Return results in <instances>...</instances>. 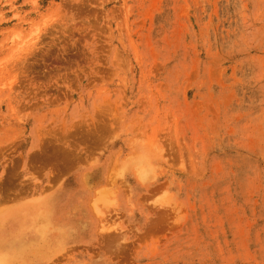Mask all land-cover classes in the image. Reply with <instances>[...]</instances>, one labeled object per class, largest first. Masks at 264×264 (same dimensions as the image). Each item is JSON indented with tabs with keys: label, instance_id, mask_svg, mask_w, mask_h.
Wrapping results in <instances>:
<instances>
[{
	"label": "rangeland",
	"instance_id": "obj_1",
	"mask_svg": "<svg viewBox=\"0 0 264 264\" xmlns=\"http://www.w3.org/2000/svg\"><path fill=\"white\" fill-rule=\"evenodd\" d=\"M0 264H264V0H0Z\"/></svg>",
	"mask_w": 264,
	"mask_h": 264
}]
</instances>
